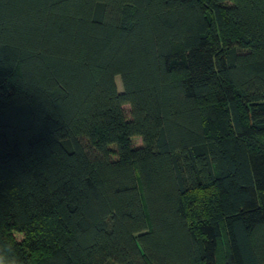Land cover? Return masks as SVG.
Returning a JSON list of instances; mask_svg holds the SVG:
<instances>
[{
	"label": "trees",
	"instance_id": "16d2710c",
	"mask_svg": "<svg viewBox=\"0 0 264 264\" xmlns=\"http://www.w3.org/2000/svg\"><path fill=\"white\" fill-rule=\"evenodd\" d=\"M7 262L264 264V0H0Z\"/></svg>",
	"mask_w": 264,
	"mask_h": 264
},
{
	"label": "rangeland",
	"instance_id": "374dc122",
	"mask_svg": "<svg viewBox=\"0 0 264 264\" xmlns=\"http://www.w3.org/2000/svg\"><path fill=\"white\" fill-rule=\"evenodd\" d=\"M116 83H117L118 89L122 90L123 86H122V81H121L120 76L116 77ZM124 108H125V112H126L127 117H129L130 116V107H129V105H125ZM132 143L135 146L140 145L142 143V139L140 137H138V136H135V137L132 138ZM113 155H116V154H113ZM15 236H16V238L18 240L22 239V235L21 234L16 233ZM1 264H11V263L7 262V263H1Z\"/></svg>",
	"mask_w": 264,
	"mask_h": 264
}]
</instances>
